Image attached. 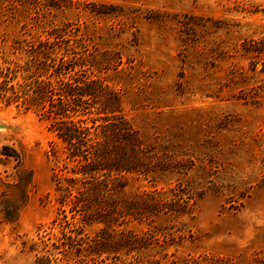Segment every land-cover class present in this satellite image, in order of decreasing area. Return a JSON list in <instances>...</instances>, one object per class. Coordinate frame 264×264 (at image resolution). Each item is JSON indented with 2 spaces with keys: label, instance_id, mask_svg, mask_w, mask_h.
<instances>
[{
  "label": "rangeland",
  "instance_id": "1",
  "mask_svg": "<svg viewBox=\"0 0 264 264\" xmlns=\"http://www.w3.org/2000/svg\"><path fill=\"white\" fill-rule=\"evenodd\" d=\"M108 117L146 173L90 217L58 126ZM0 264H264V0H0Z\"/></svg>",
  "mask_w": 264,
  "mask_h": 264
},
{
  "label": "trees",
  "instance_id": "2",
  "mask_svg": "<svg viewBox=\"0 0 264 264\" xmlns=\"http://www.w3.org/2000/svg\"><path fill=\"white\" fill-rule=\"evenodd\" d=\"M92 83H88L87 88L91 87ZM92 86L94 88L89 91L90 93L84 87L79 88L78 92L81 96L89 97H96L101 92L104 97L107 96L101 110L104 113L115 114L118 103L111 92H107L102 84L96 82ZM113 116L115 115L111 117ZM106 120V124L99 125L93 130L89 127L80 128L72 123L61 122L62 124L58 126L59 137L66 143L63 154L65 151H69L70 160L74 163L69 169L73 174L81 175V178L63 179L58 177L56 178L57 190H65L68 193L72 190L70 187H74L77 192V203L84 205L90 217L98 215L97 206L99 204L109 201L115 203L117 195L122 193L126 178L125 175L118 172L138 171L146 173L142 161L146 157L148 146L139 137L138 132L122 117ZM53 153L55 158L60 156L59 150L56 148H54ZM65 168L68 166L65 165ZM64 180L69 182V186H65ZM108 211H105L106 213L101 214L100 217L101 222H105L107 225L113 221L108 217L111 214ZM107 213L109 214L106 215ZM119 236L120 234L117 233L100 236L98 241L96 240L86 246V253H91L97 248H108L115 251L135 243L132 239L135 237L129 236L130 238L121 239Z\"/></svg>",
  "mask_w": 264,
  "mask_h": 264
}]
</instances>
